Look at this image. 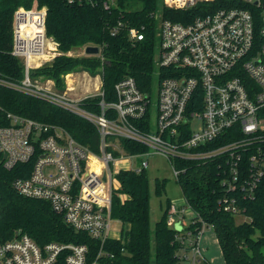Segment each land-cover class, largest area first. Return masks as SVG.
Instances as JSON below:
<instances>
[{"label":"built area","instance_id":"1","mask_svg":"<svg viewBox=\"0 0 264 264\" xmlns=\"http://www.w3.org/2000/svg\"><path fill=\"white\" fill-rule=\"evenodd\" d=\"M113 2L106 0L105 5ZM164 2L167 7L182 10L178 14L182 19L156 15L159 23L154 62L158 69H165L155 72L157 100H152L153 85L144 90L133 76H125L115 84L116 99L102 98L99 111L84 108L80 104L83 98L74 101L68 91L59 94L32 82L31 69L46 62L50 53L46 8L36 5L15 11L12 53L22 59L25 76L19 83L9 84L91 121L99 130L101 150L92 151L59 125L21 116L0 104V115L10 122L0 124L3 165L11 169L18 163H29V174L17 177L14 188L24 196L48 201L68 225L99 239L101 248L89 262V246L85 243L49 241L40 245L17 230L11 238H0V264H58L61 255L67 264H113L114 253L104 244L109 239H122V223L111 213L114 191L120 187L116 176L121 169H146L147 159L140 166L133 165L132 159L142 155L165 156L176 177L183 169L176 165V159L220 156L230 166L223 181L229 187L236 188L244 181L243 187L253 189L259 183L264 174L260 149H251L247 178L242 179L238 163L242 151L253 147L263 127L259 112L264 107V10L257 29L250 9L260 0ZM122 25L119 22L114 26L112 34ZM144 29L130 26V38L144 39ZM99 94L104 96L103 92ZM226 134L242 137L214 148L201 147ZM122 138L144 143L150 149L128 153ZM234 201L225 198L226 209L236 211ZM187 209L186 202L179 206L172 203L168 215L171 226H182L177 234L181 242L177 264H206L209 261L201 245L206 223L197 231L188 228L194 213L187 217ZM114 221L118 222L115 231Z\"/></svg>","mask_w":264,"mask_h":264},{"label":"trees","instance_id":"2","mask_svg":"<svg viewBox=\"0 0 264 264\" xmlns=\"http://www.w3.org/2000/svg\"><path fill=\"white\" fill-rule=\"evenodd\" d=\"M34 1L39 7L46 8L47 35L57 43L59 51L52 62L35 71L52 76L63 88V76L67 73L77 69L100 71L104 96H87L80 102L84 108L95 111H99L102 98L106 101L116 99L115 84L125 76H133L144 90L152 87L157 70L154 58L159 20L156 15L161 13L166 18L179 20L182 18L178 14L182 10L165 6L163 0H114L109 6L105 5L106 0H0V104L21 116L59 125L76 141L100 152V133L91 121L9 84L19 83L24 76L22 59L12 53L14 14L20 7L32 8ZM250 9L259 29L264 0L251 4ZM119 22L123 23L119 32L112 34L113 27ZM130 26H144V39L132 40ZM88 45L99 46V54H69L75 48ZM158 70L165 71L164 68ZM259 113L263 127L257 133L253 147L242 151L238 163L242 179L251 172V149L254 152L260 149L264 155V107ZM0 124L10 122L0 115ZM224 136L201 147L214 148L240 138L242 134ZM121 142L128 153H145L150 149L148 145L128 138H122ZM176 165L183 168L177 180L186 204L194 213L188 228L197 231L203 223L206 227L212 226L226 264H264V174L253 189L243 187L244 181L231 188L223 182L230 173V166L223 157L176 159ZM30 167L29 163H18L8 169L0 156V238H11L21 230L40 245L49 241L85 243L89 246L91 262L101 248L99 239L68 225L48 201L24 196L14 188L13 181L19 176H27ZM116 178L120 187L114 191L111 213L122 223V239H109L104 244L107 251L114 253L113 264H177L181 247L177 234L181 231L168 223L170 198L162 217L152 227L146 169L140 172L121 169ZM166 181V178H156L157 194L162 195L165 191ZM225 198L235 199L236 211L226 209ZM238 214L247 218L238 222ZM58 264H67L62 255Z\"/></svg>","mask_w":264,"mask_h":264},{"label":"rangeland","instance_id":"3","mask_svg":"<svg viewBox=\"0 0 264 264\" xmlns=\"http://www.w3.org/2000/svg\"><path fill=\"white\" fill-rule=\"evenodd\" d=\"M163 3L165 4L164 0ZM36 5L37 2L34 1L33 7ZM49 40H50L49 43L50 53L48 54L49 58L42 65L38 64L37 66H34V68H32L30 71V77L34 84L44 88L45 90L47 89L54 90L55 93H59V94H63L65 91H68L69 94L68 96L74 99V101L77 100V102L79 101V99H82L86 96L97 95L103 92L102 74L100 71L93 73L87 69H79V70L77 69L70 73H67L63 76L65 81L64 88L63 86L58 85L56 80L52 76H48L39 71H35V69L43 67L44 65L52 62L55 56L59 54L58 47L55 46L54 42L51 41L53 39L49 38ZM85 49L86 46L75 48L69 51V54L74 56L86 55ZM51 55L54 56L51 57ZM156 69L158 71L157 65H156ZM156 78L152 88V100L154 102L157 100V93H158V77L156 76ZM152 119L153 122H156V111L153 113ZM144 159L149 160V165L146 168V172L148 174L149 183H150L151 225L152 227H154L156 222L162 217L168 198H170L171 202L174 203L176 206H179L185 203V197L183 195L181 185L178 182L177 177L174 173V169L171 164V161L168 158H166L161 154L151 153L133 158L132 159L134 163L133 165L134 166L142 165V161ZM156 178H160V179L166 178L167 180L165 191H163L162 195H159L156 192L155 189ZM192 213L193 212L190 211V209H187V211L185 212L187 217H190ZM246 218H247L246 216L238 214L236 220L238 222H241ZM113 225H114L113 231H115L116 230L115 227L118 226V222L114 221ZM175 227L178 228L177 226ZM201 245L203 248L204 255L211 264H226L220 248L217 235L212 226L206 227L205 233L201 239Z\"/></svg>","mask_w":264,"mask_h":264},{"label":"water","instance_id":"4","mask_svg":"<svg viewBox=\"0 0 264 264\" xmlns=\"http://www.w3.org/2000/svg\"><path fill=\"white\" fill-rule=\"evenodd\" d=\"M100 52V47L96 46V45H88L86 46L85 49V53L86 55H97ZM176 226L179 228H177L178 230H180L182 228V226L180 225V223H177Z\"/></svg>","mask_w":264,"mask_h":264}]
</instances>
